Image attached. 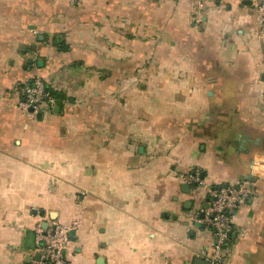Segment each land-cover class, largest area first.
I'll use <instances>...</instances> for the list:
<instances>
[{
  "label": "crops",
  "instance_id": "obj_1",
  "mask_svg": "<svg viewBox=\"0 0 264 264\" xmlns=\"http://www.w3.org/2000/svg\"><path fill=\"white\" fill-rule=\"evenodd\" d=\"M36 77L63 95L59 112L21 107ZM253 163L220 264H264V35L250 0H0V264H37V227L77 217L67 264H199L215 243L194 216L207 188Z\"/></svg>",
  "mask_w": 264,
  "mask_h": 264
},
{
  "label": "built area",
  "instance_id": "obj_2",
  "mask_svg": "<svg viewBox=\"0 0 264 264\" xmlns=\"http://www.w3.org/2000/svg\"><path fill=\"white\" fill-rule=\"evenodd\" d=\"M256 12V31L264 35V0H250ZM197 9H204L206 0H196ZM23 95L21 107L30 115H35L44 105L54 106L57 96L49 84L42 78L36 77L30 83L18 87ZM261 163L252 164L251 175L257 177L260 173L257 167ZM182 178L190 183L201 184L200 172L194 168L183 173ZM207 207L200 209L204 213L201 217L195 213V220L211 230L215 243L212 249H202L198 256L208 264H220L225 258V246L233 231V216L247 199L254 194V182L250 179L227 186L207 188ZM81 227V218L77 217L69 223L53 220L47 227L38 226L36 229V243L41 253L37 264H67L65 249L72 231Z\"/></svg>",
  "mask_w": 264,
  "mask_h": 264
},
{
  "label": "water",
  "instance_id": "obj_3",
  "mask_svg": "<svg viewBox=\"0 0 264 264\" xmlns=\"http://www.w3.org/2000/svg\"><path fill=\"white\" fill-rule=\"evenodd\" d=\"M56 96H57V101H56V105H55L56 107H54L53 110L56 111V112H59L60 111V108H61V105H62L63 95L61 93H59ZM246 178L247 179H250L251 181H255V177L254 176H250V174L247 175ZM186 186L188 187V189L190 188L189 184H187ZM204 207L206 208L207 207V204H205ZM200 215H201V217H203L204 216V213L201 212ZM73 233H74V231L71 232V234H73ZM40 255H41V253H38V255H37L38 256V260L40 259ZM197 261L200 262L199 264H208L207 262H205L203 260H197Z\"/></svg>",
  "mask_w": 264,
  "mask_h": 264
},
{
  "label": "trees",
  "instance_id": "obj_4",
  "mask_svg": "<svg viewBox=\"0 0 264 264\" xmlns=\"http://www.w3.org/2000/svg\"><path fill=\"white\" fill-rule=\"evenodd\" d=\"M53 43L60 49V50H68L69 49V44L65 41V39H62L60 35H57L53 38ZM55 92V91H54ZM55 94H57L55 92ZM194 187L197 186V183L193 185ZM219 186V185H218ZM217 187V186H214Z\"/></svg>",
  "mask_w": 264,
  "mask_h": 264
}]
</instances>
